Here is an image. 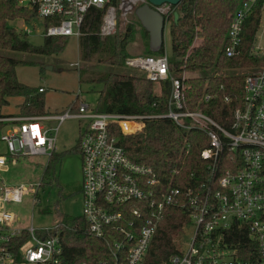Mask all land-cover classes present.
I'll use <instances>...</instances> for the list:
<instances>
[{
	"label": "built area",
	"instance_id": "obj_1",
	"mask_svg": "<svg viewBox=\"0 0 264 264\" xmlns=\"http://www.w3.org/2000/svg\"><path fill=\"white\" fill-rule=\"evenodd\" d=\"M18 8L33 10L37 19H49L45 28L48 37L82 35L81 26L92 8L106 9L99 35L115 33L117 24L126 19L147 0H14ZM257 0H242L234 11L227 31L226 57L238 53L246 18ZM163 16L164 28L174 14L173 6L157 7ZM31 31L24 29V34ZM264 35V26L257 31L254 54L264 55L257 36ZM169 56H136L125 60V67L144 74L159 84L169 81L166 111L159 115H121L90 108L77 101L64 112L53 116H11L0 121L8 125L0 132V167L33 156L53 158L56 134L66 119H80L84 127L79 133L77 148L81 159L82 218L86 234L103 241L113 264H143L156 230L169 207L187 210L192 227L190 242L185 248L176 242L175 253L162 264H264V67L246 75L238 105L230 115L227 127L200 111L183 110L185 73L169 71ZM79 69V62L70 63ZM39 88L38 92H43ZM209 95L203 96L208 102ZM230 104L231 98L224 97ZM168 119L183 129V147L176 164L157 174L146 164L130 160L119 143L117 133L133 135L144 127L145 120ZM55 120V136L43 121ZM227 121V119H226ZM197 130L207 139L200 152L204 170L183 178L181 167L188 154V133ZM48 165V164H47ZM46 165V166H47ZM23 183L0 188V264H61L62 246L58 236L43 239L32 225L20 229L12 225L15 214L12 204H22L32 196L37 202V189ZM32 187V186H31ZM32 220V218H31ZM26 233L27 239L17 249L13 240ZM240 235L242 238H238ZM244 239L245 246L240 247ZM238 240L239 243H235Z\"/></svg>",
	"mask_w": 264,
	"mask_h": 264
},
{
	"label": "trees",
	"instance_id": "obj_2",
	"mask_svg": "<svg viewBox=\"0 0 264 264\" xmlns=\"http://www.w3.org/2000/svg\"><path fill=\"white\" fill-rule=\"evenodd\" d=\"M241 2L242 0H182L178 6L173 7L174 13L178 14L177 23H174L172 16L168 24L171 42L169 71L176 76L184 72L187 74L184 81L183 110L203 112L225 127L239 103L246 73L264 67V55L254 54L264 0L254 3L244 22L237 55L228 58L224 53L228 44L227 31L231 17ZM105 10L92 8L88 11L81 26L82 35L78 39L81 62L111 68L110 71L100 73L85 68L78 69L80 78L85 76L84 81L102 84L95 109L121 115L150 116L164 113L170 89L169 81L160 82V92L154 94V82L115 72V69L124 66L129 57L128 46L134 42L136 35L145 43L143 56L162 55L163 45L157 53L150 50L149 35L135 14L134 22H128L123 33L100 37ZM32 18L37 19L33 10L16 7L14 0H0V50L42 56L61 53L67 37L44 36L42 45L35 47L26 40V34L16 32L9 25L11 21L22 19L29 22ZM49 22V19L44 20L45 28ZM26 64L32 65L30 62L0 55V120L11 117L3 114L2 110L12 97L23 99L19 105V116L45 115L44 91L39 93V88H31L17 80L16 68ZM205 95L210 96L208 102L203 100ZM225 96L231 98L230 104L224 103ZM7 125L8 123L0 121V132ZM185 134L171 120L148 119L140 132L127 136L117 133V136L130 160L149 165L157 174L165 175L166 170L173 167L180 156ZM188 142L190 149L184 157L180 171L183 178L189 177L191 173L195 176L202 173L204 162L200 159V152L208 145L206 137L197 130L188 133ZM51 160L45 166V173L49 174ZM188 222L186 209L175 206L166 209L143 264H162L167 261L176 251L174 237ZM37 235L43 239L58 236L62 246L61 264H113L103 241L86 234V224L82 217L66 223L61 220L56 230L40 231ZM237 237L242 238L240 235ZM26 239L27 235L23 233L21 237L13 240L15 253ZM236 242L239 243L238 240ZM245 242L241 239L238 249H243ZM17 257L19 259L18 252Z\"/></svg>",
	"mask_w": 264,
	"mask_h": 264
},
{
	"label": "rangeland",
	"instance_id": "obj_3",
	"mask_svg": "<svg viewBox=\"0 0 264 264\" xmlns=\"http://www.w3.org/2000/svg\"><path fill=\"white\" fill-rule=\"evenodd\" d=\"M138 8V7H137ZM135 11L128 14L117 24L115 33H123L128 22H134ZM9 25L16 32L24 34V29L31 32L26 35V40L35 47L41 46L45 36L44 21L32 18L29 22L22 19L9 22ZM261 28L264 26V6L262 9ZM137 28V27H136ZM169 25L163 31L164 52L170 56L171 42ZM257 36V43L264 47V35ZM63 51L53 56L36 55L29 52H12L0 50V55L32 63V65H20L16 68L17 80L31 88H43L44 108L46 116H53L64 112L72 103H84L90 108H95L98 101V93L102 84H94L84 81L85 76L80 78L77 68L71 67L70 63L79 62V69L85 68L88 71L107 72L111 68L98 64H84L79 59L78 39L67 37ZM144 42L139 36H135L134 42L128 46L129 57L144 55ZM261 68L246 71V75L257 72ZM116 73L133 75L145 78L144 74L125 65L115 69ZM185 73V72H184ZM185 79L187 74H184ZM154 94H159V84L152 87ZM77 97V98H76ZM21 97H12L8 105L3 108L5 115H19ZM43 124L50 130V135L55 136L54 128L58 122L55 120L43 121ZM84 127V121L80 119H66L59 127L56 134L53 158L49 165V174L44 172L45 166L49 163L46 156H33L21 158L10 164L9 162L0 167V188L3 184L11 185L23 183L28 188L35 189V185L42 183L37 189V202L31 206L32 196L26 197L22 204H12L10 210L15 214L13 226L20 229H27L32 221L36 229L54 228L56 225L66 223L68 220L81 218L82 199L80 195L81 184V159L77 149L79 133ZM5 148L0 144V154H5ZM32 186V187H31ZM32 218V220H31ZM179 233L176 242H180L185 248L190 242L192 227L185 226Z\"/></svg>",
	"mask_w": 264,
	"mask_h": 264
},
{
	"label": "water",
	"instance_id": "obj_4",
	"mask_svg": "<svg viewBox=\"0 0 264 264\" xmlns=\"http://www.w3.org/2000/svg\"><path fill=\"white\" fill-rule=\"evenodd\" d=\"M182 0H147V4L139 6L135 10V17L149 35V48L153 53L160 51L163 45V31L165 20L157 7L168 4L178 6ZM178 14H173V21L177 23Z\"/></svg>",
	"mask_w": 264,
	"mask_h": 264
},
{
	"label": "crops",
	"instance_id": "obj_5",
	"mask_svg": "<svg viewBox=\"0 0 264 264\" xmlns=\"http://www.w3.org/2000/svg\"><path fill=\"white\" fill-rule=\"evenodd\" d=\"M11 116H19V115H11ZM8 162H9L10 164H12L10 161H8ZM8 162H7V163H8ZM7 163H6V164H7ZM6 164H5V165H6ZM5 165H4V166H5ZM4 166H2V167H4ZM14 184H15V183H14ZM11 185H13V184H11ZM80 195H81V193H80ZM81 199H82V196H81Z\"/></svg>",
	"mask_w": 264,
	"mask_h": 264
}]
</instances>
